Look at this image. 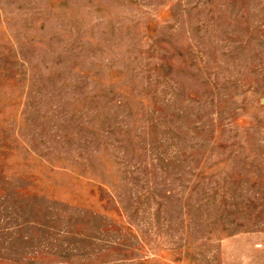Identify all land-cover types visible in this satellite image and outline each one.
I'll return each mask as SVG.
<instances>
[{
    "label": "rangeland",
    "instance_id": "1",
    "mask_svg": "<svg viewBox=\"0 0 264 264\" xmlns=\"http://www.w3.org/2000/svg\"><path fill=\"white\" fill-rule=\"evenodd\" d=\"M0 264H264V0H0Z\"/></svg>",
    "mask_w": 264,
    "mask_h": 264
}]
</instances>
